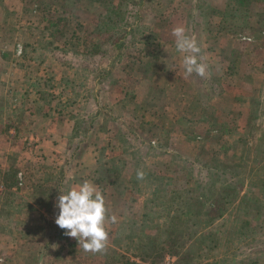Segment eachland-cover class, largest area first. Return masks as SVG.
I'll list each match as a JSON object with an SVG mask.
<instances>
[{
  "label": "rangeland",
  "instance_id": "374dc122",
  "mask_svg": "<svg viewBox=\"0 0 264 264\" xmlns=\"http://www.w3.org/2000/svg\"><path fill=\"white\" fill-rule=\"evenodd\" d=\"M111 2L123 19L101 32ZM263 22L264 0H0V264H264ZM176 26L205 78L185 76ZM156 173L179 186L177 218L141 216ZM85 180L117 217L102 253L55 223L60 190ZM226 189L258 198L255 230L195 237Z\"/></svg>",
  "mask_w": 264,
  "mask_h": 264
},
{
  "label": "clouds",
  "instance_id": "9594fccd",
  "mask_svg": "<svg viewBox=\"0 0 264 264\" xmlns=\"http://www.w3.org/2000/svg\"><path fill=\"white\" fill-rule=\"evenodd\" d=\"M176 49L184 53L183 67L185 76L195 74L205 78L208 67L203 62L201 48L196 39L187 34L185 27L176 26L172 30ZM143 170L137 171V179L143 180ZM57 199L59 214L55 223L65 230V235L75 238L79 247L85 252L102 253L109 244V231L106 225L115 223L117 217L109 215L102 192L90 181L85 180L77 187L71 188Z\"/></svg>",
  "mask_w": 264,
  "mask_h": 264
},
{
  "label": "trees",
  "instance_id": "16d2710c",
  "mask_svg": "<svg viewBox=\"0 0 264 264\" xmlns=\"http://www.w3.org/2000/svg\"><path fill=\"white\" fill-rule=\"evenodd\" d=\"M120 5L118 3H110L104 7L103 12H99L96 14V29H98L101 32H108L115 28L116 23L120 20L116 18L115 15H118L120 13ZM115 14V15H114ZM264 29V22L261 26ZM150 174V173H149ZM151 177L155 179L157 182V186L154 187L156 198L160 201L158 204V208H156V211H153L151 208L147 210H144V212L141 214L143 219L149 218L150 215L155 214L156 216L162 218L164 214L160 212L162 206L164 205L165 208H167L166 213L169 212V218H177L176 216V208L170 209V207H167V203H174L173 200L175 197H177L175 190L179 189V186H170V183H168V180H171L173 178L171 177H164V175L159 176V174H151ZM152 178V179H153ZM170 187H169V186ZM160 190V191H158ZM187 190V189H185ZM190 190V189H188ZM158 191V192H157ZM157 192V194H156ZM224 196V200L219 199V201H216L215 206L213 207L211 212H208L206 215V224L202 230H197L199 226H197V222H191L189 223V228L193 227L192 233L195 237H199L200 235L204 236H210L212 235L214 240H217L219 238V235H225L224 229H220L222 226L225 227L226 230H230V233L234 235L235 238L239 240V238H247L250 236L249 233L255 230V227L251 226L248 223V218L254 214V212L260 211V206H253L256 205V202H258V198L255 195L251 194V197L247 195L246 193H240L237 190L233 189H226L224 193L222 194ZM264 196V194H263ZM250 198H253L251 202L247 203V200ZM167 199L166 202H162V199ZM257 207V208H255ZM174 212V214H173ZM171 214V215H170ZM194 214V213H193ZM193 214H189L190 216H193ZM217 218L216 221V232L213 233V226H214V219ZM215 218V219H216ZM202 219V218H200ZM214 221V223H212ZM230 221L232 226H227L226 224ZM226 225V226H225ZM168 229V236L167 239L169 242H166L165 246L168 247V249L173 246L175 239H172L170 237L171 233L174 229H178V226ZM213 233V234H212ZM212 241V240H211ZM210 241V242H211ZM185 254V251L182 250V255ZM237 264L241 263V259H239ZM255 262L246 259V261L243 264H254Z\"/></svg>",
  "mask_w": 264,
  "mask_h": 264
},
{
  "label": "built area",
  "instance_id": "2783aa9c",
  "mask_svg": "<svg viewBox=\"0 0 264 264\" xmlns=\"http://www.w3.org/2000/svg\"><path fill=\"white\" fill-rule=\"evenodd\" d=\"M17 176H20V172H17ZM19 184V181H18ZM2 189V186L0 185V191ZM138 264H174V259L171 255H164L163 258L159 262H150L148 260H136Z\"/></svg>",
  "mask_w": 264,
  "mask_h": 264
}]
</instances>
